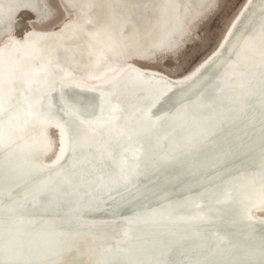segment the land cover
<instances>
[{
    "label": "bare ground",
    "instance_id": "bare-ground-1",
    "mask_svg": "<svg viewBox=\"0 0 264 264\" xmlns=\"http://www.w3.org/2000/svg\"><path fill=\"white\" fill-rule=\"evenodd\" d=\"M56 1L61 18L51 0H0V58L5 60L0 61V144L6 145L0 148L11 144L0 161V226L36 220L15 219L6 209L24 198L25 185L46 186L48 192L59 188L37 172L59 168L60 179L78 188L84 178L69 169L71 163L113 180L120 167L131 168L132 158L148 163L158 156L170 170L147 184L150 188L175 187L177 196L191 197L201 191L194 199L200 206L229 203L233 215L242 207L232 201L247 200L245 212L264 222V169L255 166L264 164V0H244L218 43L181 75L157 66L192 43L220 0ZM249 9L253 14H246ZM23 13L31 16L19 34ZM37 34L52 37L31 38ZM220 54L225 61L213 63ZM28 79H38L47 92L29 107L21 98L28 93ZM64 85L100 90L113 114L84 118L73 102V108L52 106ZM12 113L16 122L5 124ZM91 117L93 125L86 121ZM211 159L219 169L205 174L200 163ZM18 162L24 165L17 169ZM229 168L253 177H229ZM124 176L131 179L129 172ZM125 237L88 239H105L109 248L121 247ZM81 250L70 249L66 257ZM81 258L78 264L100 262L85 249ZM233 258L232 253L227 259ZM254 264H264V257Z\"/></svg>",
    "mask_w": 264,
    "mask_h": 264
},
{
    "label": "water",
    "instance_id": "water-1",
    "mask_svg": "<svg viewBox=\"0 0 264 264\" xmlns=\"http://www.w3.org/2000/svg\"><path fill=\"white\" fill-rule=\"evenodd\" d=\"M249 11L246 14H253L254 10ZM17 26L20 28L21 24ZM235 35L234 32L228 43ZM51 37L37 34L31 38L45 40ZM31 38L26 39L27 43ZM220 55L213 63L225 61L224 58L221 61ZM0 61L5 60L0 58ZM26 84L28 93L21 95V98L27 107L39 97L46 96L47 92L42 89L38 79H28ZM55 95L52 106L63 109L64 104L71 105L73 102L83 111V114L80 112L83 117L87 113H96L99 118L108 117L114 112L113 108V111H109V107L105 106L108 95L97 89L64 85L62 91ZM15 113L10 117L5 116V124L15 121ZM182 118L174 117L175 120ZM23 120L26 121L25 118ZM95 120L92 117L86 119L91 125ZM8 146L11 144L7 143V148H0V161L5 159V152L10 149ZM180 151L188 156L185 150ZM159 158L153 157L148 163H142L134 157L130 162L131 168L120 167L113 180H101L100 176L97 178L94 171L81 163H71L69 169L78 170L84 178L83 185L77 184L78 188L60 179L63 173L59 168L37 172L49 178V185L53 182L52 186L57 184L59 188L48 192L46 186L25 185L24 198L6 208L15 219L36 220L29 224L16 223L17 227L0 226V264H73L70 263L72 260L78 264L83 263L81 255L84 249L100 257L98 264H254L258 258L264 257V222L245 212L243 207H246L247 200L230 202L242 207L233 215L229 212V203L225 206H200V202L194 199L200 198L203 194L201 191L191 197L187 194L177 196L175 187L157 185L150 188L147 184L154 183L156 177L170 170V167L165 169L166 164ZM23 165L16 163L17 169ZM255 166L264 169L263 163H256ZM200 167L205 174L211 175V172L219 169V164L213 159L203 160ZM123 172H129L131 179L123 177ZM225 174L229 177L239 174L247 180L253 177L249 172L241 169L237 172L232 168L225 170ZM29 209L36 212L24 211ZM167 213L169 215L165 216ZM50 218L67 221L60 224L46 221ZM119 233L126 235L119 241L124 249L118 245L108 248L109 242L105 239L100 243L88 239L96 237L102 240L103 235H116L117 238ZM70 249L83 251L68 258L66 253ZM249 250L256 252L250 253ZM232 253L235 258L227 259ZM223 259L226 260L221 261Z\"/></svg>",
    "mask_w": 264,
    "mask_h": 264
},
{
    "label": "rangeland",
    "instance_id": "rangeland-1",
    "mask_svg": "<svg viewBox=\"0 0 264 264\" xmlns=\"http://www.w3.org/2000/svg\"><path fill=\"white\" fill-rule=\"evenodd\" d=\"M51 0L56 7L57 18L62 17L58 2ZM244 0H220L219 8L204 20L200 28L194 32L195 39L190 43L177 58H168L159 62L157 68H163L175 75H181L188 71L201 57L207 54L219 41L227 25L237 12ZM30 13H23L19 19L23 24L18 30L20 34L26 27ZM22 18V19H21ZM197 33V34H195ZM175 69V70H172ZM55 137V132L53 131Z\"/></svg>",
    "mask_w": 264,
    "mask_h": 264
}]
</instances>
